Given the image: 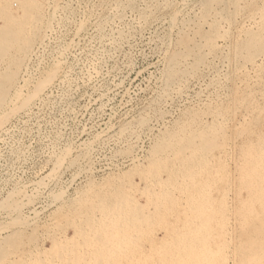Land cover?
<instances>
[{
  "label": "bare ground",
  "instance_id": "1",
  "mask_svg": "<svg viewBox=\"0 0 264 264\" xmlns=\"http://www.w3.org/2000/svg\"><path fill=\"white\" fill-rule=\"evenodd\" d=\"M12 1L0 0V136L7 133L6 124L26 114L47 90L55 86L64 72L63 61L55 59L51 65L42 68L36 78L20 76L22 70L26 71V63L34 49L42 47L47 33L58 26L56 15L60 10L58 0H52V11L47 10L50 14L46 11L49 0H14L19 6L17 11H12ZM188 1L192 0H179V4ZM253 1L203 0L193 18L185 15L180 19L178 10H170L168 20L176 34L170 46L167 43L164 96L181 92L183 85L209 64L210 57L224 55L219 43L230 36L232 17L245 9L251 10L250 24L239 28L234 41L224 46L228 51L224 59L229 58L234 68L229 102L208 100L181 111L171 126L150 140L152 144L145 156V166L132 162L128 170L105 177L101 183L91 178L77 191L76 198L68 206V213H64L68 203L60 204V199V205L51 214L66 222L73 235L62 237L59 231L52 230L59 233L57 238L56 235L52 238L47 229L52 227H46L44 230L50 233L46 231L49 236L45 234L51 239L47 250L31 247L34 250L31 251L27 245L22 244L24 249L22 242L19 243L22 230L30 225L25 210H31L37 193L35 199L24 194L20 198L21 192L16 190L7 193L0 201V211L7 212L11 220L10 223L5 221L3 229L7 234L0 238V264H227L231 215L239 232L234 247L231 246L232 263L264 264V108L255 104L250 90L247 91L250 84L255 89L264 80V3L257 7ZM138 19L141 24H147L149 13ZM117 36L118 40L122 38V34ZM61 50L63 52L64 47ZM221 60L223 62V58ZM251 79L254 80L252 83ZM259 123L261 125L257 126ZM232 137L236 142L231 148ZM60 150L52 156L51 175L67 162L70 149L63 147ZM130 150L128 147L122 153ZM231 152L235 180L233 210L228 204L231 180L227 169L230 160L227 159ZM71 159L72 163L74 160ZM138 198L143 199L144 204H140ZM57 219L56 223H60ZM158 232L162 235L159 239L155 236Z\"/></svg>",
  "mask_w": 264,
  "mask_h": 264
},
{
  "label": "rangeland",
  "instance_id": "2",
  "mask_svg": "<svg viewBox=\"0 0 264 264\" xmlns=\"http://www.w3.org/2000/svg\"><path fill=\"white\" fill-rule=\"evenodd\" d=\"M49 1H47L49 8L46 6V11H52V0ZM153 1L58 0V10H60L56 15L59 18V20L56 18L58 26H55L53 33H47L42 47L34 49L29 62L26 63L27 72L21 71L22 78L28 76L34 78L39 76L42 68L51 65L53 60L59 59L61 63L63 61L62 70L64 72H61V76L59 75L60 78L58 77L55 86L47 90L39 99L40 101L35 102L26 114L11 119L5 126L7 133L0 136L2 142H0V201L13 190L21 192L20 196L24 194L23 196H31L33 199L37 195L35 202H32L31 210H25L27 218L29 217L30 225L28 226L31 227L27 226L22 230L23 237L19 235L24 242L25 239L29 240L24 243L19 238V243L22 242L21 246L24 249L27 245V249L31 251L36 248L47 250L50 248V237L53 238L56 235L55 238H57L59 233L62 237L65 235L71 237L73 230L66 225V222H62V219H57L51 214L56 211V206L58 207L61 202L65 205L68 203L67 209L64 210V213H68V206L76 198L77 191L84 188L91 178L96 183H101L105 177L116 176L128 170L132 162L137 161L145 166L147 162L145 156L151 147V141L164 128L171 126L179 118L181 111L197 107L200 102L208 100L220 99L229 102V95L233 89L231 81L234 78V68L229 58L227 62L224 59L226 58L224 57L225 52H228L227 47L224 46L234 41L237 30L250 24L251 16L248 15H252L251 10L245 9L232 17L230 36L219 43L224 55L213 56V61L210 57L209 64L205 65L202 68L203 71H200L196 77L188 80L189 82L183 85L181 92L176 93L177 95H165V97L162 85L168 59L167 52L170 41L176 34L168 20L171 11L178 10L180 19L186 16L193 18L198 13L203 0H192L185 4H179V0H171L173 5L168 4L171 2L169 0ZM177 1L179 5L176 4ZM253 3L260 7L264 0H254ZM11 4L12 11H17L18 3L13 0ZM50 11L47 13L50 14ZM144 13H149L147 24H141V19H138ZM78 27L79 30H77ZM118 34H122L119 40L117 39ZM60 47L61 49L64 47L63 52L59 49ZM92 56L93 58L98 57L93 59ZM218 57L223 58V62L217 59ZM88 62L95 64L91 65ZM220 67L224 68L220 69ZM64 78L68 80L65 83ZM250 81L252 83L254 80ZM19 82L21 86L22 80L20 79ZM66 85L69 87L65 88ZM250 85L247 86V91L250 90L251 99L255 104L264 108V80L259 82V86L255 89ZM260 125L259 123L257 126ZM233 140L232 137L230 139L231 148L236 142ZM63 147L70 149L67 153V162H64L65 164L58 169L59 173L57 170V175H51L52 156L55 152L59 154ZM128 147L131 150L126 154L122 153ZM230 154L231 156L229 155L227 159L230 160L227 161V169L229 168L228 177L229 181L231 180L228 187V204L233 210L235 206L232 193L235 183L233 180L234 167H232L233 152ZM68 158H72L75 162L71 159L73 161L71 163ZM54 179L58 180L54 181ZM136 180L134 178V181ZM56 195L60 198H56ZM68 198L72 199L69 201ZM137 200L140 204L144 202L141 198ZM6 213L0 211V238L6 236L7 230L3 228L6 222L10 223L11 220L9 214ZM56 219L61 222L56 223ZM233 222L231 215L230 232L227 237L232 247L239 235L235 222ZM49 226L55 229L47 228L51 232L50 237H47L48 231L44 229ZM52 230L59 231V233L52 232ZM155 236L158 239L162 237L160 232ZM30 237L34 239V242ZM35 245L38 247H34ZM231 246L227 255V264H233L234 254Z\"/></svg>",
  "mask_w": 264,
  "mask_h": 264
}]
</instances>
